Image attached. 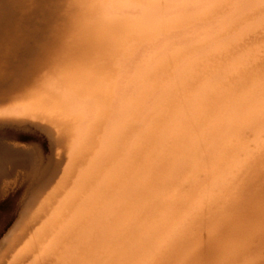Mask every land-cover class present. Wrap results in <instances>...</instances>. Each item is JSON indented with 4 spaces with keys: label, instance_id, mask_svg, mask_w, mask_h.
I'll list each match as a JSON object with an SVG mask.
<instances>
[{
    "label": "bare ground",
    "instance_id": "obj_1",
    "mask_svg": "<svg viewBox=\"0 0 264 264\" xmlns=\"http://www.w3.org/2000/svg\"><path fill=\"white\" fill-rule=\"evenodd\" d=\"M18 175L0 264H264V0H0Z\"/></svg>",
    "mask_w": 264,
    "mask_h": 264
},
{
    "label": "rangeland",
    "instance_id": "obj_2",
    "mask_svg": "<svg viewBox=\"0 0 264 264\" xmlns=\"http://www.w3.org/2000/svg\"><path fill=\"white\" fill-rule=\"evenodd\" d=\"M37 134L42 138L43 133L41 134L40 132L37 131ZM42 139L45 140V137ZM44 142L47 143V140L42 141L41 146L43 145L44 148H47L48 144H45ZM47 149L46 150L42 149L44 152V155H46L49 152V147ZM13 177L14 176L10 177V179L7 178L8 180H5V182H7L5 188L3 190H0V220L5 219V217L8 215L7 209H5V208L10 204V201L12 200L13 202H15V205H17L18 200L21 197V194H19L20 195L19 196L18 192H20V190H21L20 188L24 184L25 180L22 178L21 175H18V178H17V176H15L16 177V178L14 177L15 179H13ZM16 200H17V202H16Z\"/></svg>",
    "mask_w": 264,
    "mask_h": 264
}]
</instances>
